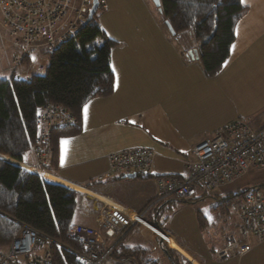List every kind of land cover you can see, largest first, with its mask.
<instances>
[{
  "label": "crops",
  "instance_id": "1",
  "mask_svg": "<svg viewBox=\"0 0 264 264\" xmlns=\"http://www.w3.org/2000/svg\"><path fill=\"white\" fill-rule=\"evenodd\" d=\"M115 1L106 0L107 8L96 19L106 36L116 43L110 53L113 92L107 98L86 104L87 119L83 107L78 135L57 136L56 164L48 174L55 179L53 183L81 195L73 225L92 228L101 235L96 222L100 202L127 215L139 213L156 195V178L183 173L185 163L193 160L196 145L211 140L233 121H240L253 131L264 128V0L242 3L246 11L236 24L228 60L213 78L205 76L193 55L197 48L192 39L183 42L173 39L156 7L140 2L138 7H116ZM189 49L191 55L187 53ZM2 50L5 51L0 52V72L7 67L10 54L8 47ZM135 148L154 152L148 176L116 173L98 180L109 169L106 159L109 154ZM14 165L34 167L33 154ZM132 174L136 176L127 177ZM244 185L264 192V169H252L242 179L214 190L219 195L213 200L220 202L215 212L228 214L235 205L227 212L221 207L223 199L246 192L248 189L241 190ZM205 197V191L198 189L188 202L202 201ZM170 199L150 208L146 221L168 234L171 243L194 264H264V242H258L249 233L248 254L238 258L230 253L218 260L215 251L223 247L225 240L214 238V231L210 244L201 239L203 245L198 246L195 234L183 239L166 230L164 223L169 221L162 211L169 208ZM201 220L206 225L200 226V230L209 231V225L199 216L198 222ZM234 220L229 234L235 232ZM108 242L107 249L112 253L128 248L141 251L140 255L146 253L157 264H168L160 241L140 228H132L120 241L105 240V247Z\"/></svg>",
  "mask_w": 264,
  "mask_h": 264
},
{
  "label": "built area",
  "instance_id": "2",
  "mask_svg": "<svg viewBox=\"0 0 264 264\" xmlns=\"http://www.w3.org/2000/svg\"><path fill=\"white\" fill-rule=\"evenodd\" d=\"M92 0H0V41L11 50L7 68L26 82L33 75H42L46 60L44 52L53 51L86 25ZM107 8L106 0H98V9ZM24 62V64H23ZM76 118L59 105L42 106L36 117L37 136L32 147L35 165L26 170L50 180L53 159L52 133L76 126ZM193 160L186 162L183 173L156 178V195L139 213L125 214L122 210L100 202L96 222L102 235L89 227L70 225L68 236L81 244L76 253L82 264H137L132 258H113L105 240H122L134 227L148 232L167 249L180 256V264H194L184 253L171 247V238L156 225L146 221L152 207L175 198L189 201L198 189L217 190L238 181L252 169H264V128L253 131L240 121H233L218 131L214 138L196 145ZM108 171L98 180L116 173L148 176L152 171L154 152L146 148L125 149L107 156ZM79 193V191H76ZM234 234H229L222 248L215 252L218 260L234 253L244 257L251 250L247 234L264 242V192H246L233 209ZM236 236L241 239H237ZM245 237V238H244ZM51 241L36 231L22 227L5 251L0 252V264H50ZM38 249V250H37ZM22 259V260H19Z\"/></svg>",
  "mask_w": 264,
  "mask_h": 264
},
{
  "label": "trees",
  "instance_id": "3",
  "mask_svg": "<svg viewBox=\"0 0 264 264\" xmlns=\"http://www.w3.org/2000/svg\"><path fill=\"white\" fill-rule=\"evenodd\" d=\"M160 14L172 35L180 42L192 39L196 57L208 78L215 77L229 57L236 24L246 11L240 0H159ZM99 10V9H98ZM97 10V11H98ZM100 40V44H95ZM116 43L108 38L95 15L72 37L53 51L44 52L42 75L29 82L15 71L0 74V252L5 251L22 227H28L51 241L50 264H82L76 257L80 242L68 236L80 193L24 171L23 163L32 153L37 136L36 117L47 104L63 107L77 120L76 126L52 133L56 164L57 136L78 135L83 107L91 100L109 97L114 88L110 53ZM186 46V45H185ZM189 48V46H187ZM190 53V49L188 50ZM192 52V51H191ZM24 64V62H23ZM14 164H11V163ZM248 189L246 192L256 190ZM246 192L229 195L221 207L228 212ZM168 264H180L173 251L162 246ZM132 249L115 250L113 258L129 257L137 264H157L146 253ZM20 264H26L22 261Z\"/></svg>",
  "mask_w": 264,
  "mask_h": 264
},
{
  "label": "rangeland",
  "instance_id": "4",
  "mask_svg": "<svg viewBox=\"0 0 264 264\" xmlns=\"http://www.w3.org/2000/svg\"><path fill=\"white\" fill-rule=\"evenodd\" d=\"M139 2L143 4L146 3L147 5L149 6L152 5L151 7H154V5L152 4L150 0H139V1L138 0H116L114 4L116 7H138ZM102 12H103L102 10H98L95 14V18L99 20ZM114 32L117 33V31H113V33ZM172 38L176 40L178 39L176 36ZM99 42L100 40L96 41L95 44L99 45L100 44ZM3 46L8 47L10 51V54H9V61H10L11 50L9 48V44L6 41L4 42L0 41V52L5 51V50H2L4 48ZM22 169L24 171H27L24 167H22ZM250 186L251 185H244L241 190L245 191ZM216 192L217 191H214V190L205 191L206 197L202 201H197L193 203H190L188 201H180L172 197L170 201L168 202V204H170L169 208L162 211V213L167 217L169 221V222L166 221L164 223L165 229L166 230L169 229L170 232H172L173 234H176L177 236L182 237L183 239H188L189 236L193 237V234H195L196 235L195 238L198 240V246L203 245L201 239H205L204 244L206 245L208 243L210 244L209 238L212 236L211 234L212 231H214L213 232L214 234L216 233L214 238H217L218 236L219 240H225V237L228 236L229 232L231 231L230 227L233 223V218H234L233 209L235 208V206H233L229 210L228 214H221L219 213L220 210L218 212H215V210H217L215 208L218 205H220V202H216L215 200H213V197L219 195ZM201 194H202L201 191H199L197 193V196L200 197ZM199 216L206 221L207 225H209L210 227L209 231L207 230L205 231V229L200 230V226H205L206 224L202 222V220L200 223L198 222ZM201 223H203L204 225ZM216 243H217V240L213 241L214 245ZM109 245L110 243L108 242L106 244V248ZM173 253L175 255L178 254L174 251ZM19 260H22V259H19Z\"/></svg>",
  "mask_w": 264,
  "mask_h": 264
},
{
  "label": "water",
  "instance_id": "5",
  "mask_svg": "<svg viewBox=\"0 0 264 264\" xmlns=\"http://www.w3.org/2000/svg\"><path fill=\"white\" fill-rule=\"evenodd\" d=\"M152 2V4L154 5V7H156L158 10H159V7H160V2L159 0H150ZM98 10V0H92V6H91V9L89 11V14H88V18H87V22L86 24H89L91 22V20L93 19L94 15L96 14ZM160 12V10H159ZM166 27L168 28V30L170 31V28L169 26L166 24ZM171 33V32H170ZM172 34V33H171ZM191 55V54H189ZM193 55L195 56L196 55V52H193ZM0 159L1 160H4L6 161L3 157L0 156ZM6 162H9V161H6ZM11 163V162H10ZM13 164V163H11ZM136 175L135 174H132V175H129L127 176L128 178H134Z\"/></svg>",
  "mask_w": 264,
  "mask_h": 264
},
{
  "label": "bare ground",
  "instance_id": "6",
  "mask_svg": "<svg viewBox=\"0 0 264 264\" xmlns=\"http://www.w3.org/2000/svg\"><path fill=\"white\" fill-rule=\"evenodd\" d=\"M50 180L55 181V179L54 178H51V177H50ZM171 247L174 248V249H176L179 252H182L181 249H179V247H177V245H175L174 243H171Z\"/></svg>",
  "mask_w": 264,
  "mask_h": 264
},
{
  "label": "snow or ice",
  "instance_id": "7",
  "mask_svg": "<svg viewBox=\"0 0 264 264\" xmlns=\"http://www.w3.org/2000/svg\"><path fill=\"white\" fill-rule=\"evenodd\" d=\"M241 3H244V0H241ZM87 105H85V119H87ZM62 143H67L66 141L65 142H62Z\"/></svg>",
  "mask_w": 264,
  "mask_h": 264
}]
</instances>
